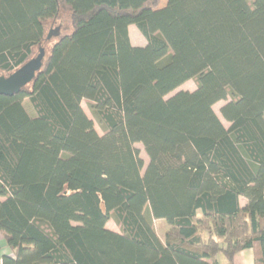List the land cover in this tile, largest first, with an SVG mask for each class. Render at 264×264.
<instances>
[{
	"label": "trees",
	"instance_id": "1",
	"mask_svg": "<svg viewBox=\"0 0 264 264\" xmlns=\"http://www.w3.org/2000/svg\"><path fill=\"white\" fill-rule=\"evenodd\" d=\"M159 1L0 0V75L45 52L0 95L3 264H264V0Z\"/></svg>",
	"mask_w": 264,
	"mask_h": 264
},
{
	"label": "rangeland",
	"instance_id": "2",
	"mask_svg": "<svg viewBox=\"0 0 264 264\" xmlns=\"http://www.w3.org/2000/svg\"><path fill=\"white\" fill-rule=\"evenodd\" d=\"M159 3H160L159 8L162 9V8L166 7L168 0H160ZM53 23H54V21L48 23L47 30H46V39H45V42L43 43V47L46 49L47 52L50 51L52 44H54L61 35L69 34L72 31L73 23H72V16H71L70 11L62 9L60 11L59 18L56 21V24L53 25ZM57 28H60L59 37L52 35L49 38L50 32L54 29H57ZM130 38H131V42L134 46H140L141 47V46H145L147 43L146 39L141 35V33L139 32V30L136 26L130 27ZM38 53H39V49L37 48L35 56ZM196 85L197 84H196L195 80L189 81L186 84H184L182 87H180L176 92L172 93L170 96H173L175 93L180 92V91L194 92L196 90ZM24 104H25L28 112L30 113V115L35 116V112H34V110H33L28 99L25 100ZM225 104H226L225 101H221V102L217 103L214 106V111L216 112L218 117L221 119L224 126L226 128H229L230 124L227 123L221 115V109L223 108V106H225ZM82 107H83L84 111L86 112V114L88 115V117L94 121L96 131L99 133V135L102 136L103 130L99 126L98 122L94 119V116H93L91 110L89 109V103L87 101H83ZM136 148L140 151V157L144 160V162L147 165L148 164V157H147V154L144 150V147L141 144H136ZM143 172H144V170H143ZM154 225H155V229H156V232L159 235V237L162 240H165L166 233L170 228L168 223L164 220H155ZM107 228L111 231L121 233L120 228L118 227V225L113 220H111L107 224ZM218 260L221 263L226 262L225 255L223 253L219 254Z\"/></svg>",
	"mask_w": 264,
	"mask_h": 264
},
{
	"label": "water",
	"instance_id": "3",
	"mask_svg": "<svg viewBox=\"0 0 264 264\" xmlns=\"http://www.w3.org/2000/svg\"><path fill=\"white\" fill-rule=\"evenodd\" d=\"M52 35L59 37L60 28L52 30L49 38ZM44 57L45 52L42 50L37 58L32 59L11 75L7 77L0 75V95L14 96L19 94L26 86L32 83L36 74L42 69Z\"/></svg>",
	"mask_w": 264,
	"mask_h": 264
},
{
	"label": "crops",
	"instance_id": "4",
	"mask_svg": "<svg viewBox=\"0 0 264 264\" xmlns=\"http://www.w3.org/2000/svg\"><path fill=\"white\" fill-rule=\"evenodd\" d=\"M1 201H3V199H0V202ZM11 255H12V251L9 249L2 234L0 233V264H3L2 260L5 256H11ZM218 262L219 264H256L255 251L254 249H247L241 251L234 257L233 262L231 263L227 260V258H226V262L224 263H221L219 260Z\"/></svg>",
	"mask_w": 264,
	"mask_h": 264
}]
</instances>
